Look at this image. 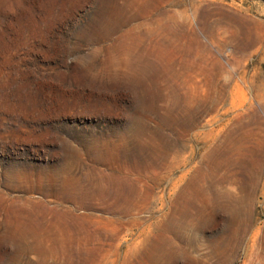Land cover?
Listing matches in <instances>:
<instances>
[{"label": "rangeland", "instance_id": "374dc122", "mask_svg": "<svg viewBox=\"0 0 264 264\" xmlns=\"http://www.w3.org/2000/svg\"><path fill=\"white\" fill-rule=\"evenodd\" d=\"M48 210L50 264H264V0H0V224Z\"/></svg>", "mask_w": 264, "mask_h": 264}, {"label": "bare ground", "instance_id": "6f19581e", "mask_svg": "<svg viewBox=\"0 0 264 264\" xmlns=\"http://www.w3.org/2000/svg\"><path fill=\"white\" fill-rule=\"evenodd\" d=\"M128 1V0H127ZM130 1V0H129ZM133 3L137 0H131ZM126 3V2H125ZM129 5V4H127ZM130 5L131 4L130 2ZM125 7V6H124ZM129 7V6H128ZM119 8V7H118ZM113 13V12H112ZM123 13V12H122ZM135 14V13H134ZM115 17V16H114ZM131 19V18H130ZM137 19V18H136ZM129 20V19H127ZM133 20V19H132ZM112 21V20H111ZM115 22V21H113ZM113 25V24H112ZM125 25V24H124ZM117 27V26H116ZM111 28V27H109ZM115 32V31H114ZM130 36V35H129ZM123 36H121L122 39ZM128 37V36H127ZM121 43V40H120ZM118 45V43H117ZM119 46V45H118ZM114 62V61H113ZM114 70V69H113ZM116 70V69H115ZM129 70V69H128ZM136 70V69H135ZM140 70V69H139ZM152 98V97H151ZM153 99V98H152ZM166 100V99H165ZM148 101V100H147ZM151 101V100H150ZM173 103V102H172ZM171 103V104H172ZM150 105V104H149ZM175 106V105H174ZM169 110V109H168ZM150 114V113H149ZM70 153V152H69ZM70 155V154H69ZM81 155V154H80ZM75 159V158H74ZM69 161V160H68ZM67 161V162H68ZM81 161V160H80ZM74 162V161H73ZM72 165V164H71ZM77 165V163H76ZM69 167V166H68ZM67 167V171H68ZM98 169V168H97ZM104 169V168H103ZM63 174H66V170H62ZM69 172V171H68ZM74 177V176H72ZM71 177H62L60 182L63 185L66 184V179H69ZM43 179V178H42ZM38 180V184L42 182L41 180ZM58 180V183H60ZM73 180V178L71 179ZM75 180V177H74ZM57 181V179H51L50 182L53 183ZM68 181V180H67ZM50 183V184H51ZM57 183V182H56ZM71 184V183H70ZM69 184V185H70ZM73 184V183H72ZM75 185V184H74ZM59 186V185H58ZM73 186V185H72ZM68 187V186H67ZM93 187V186H92ZM63 188V187H62ZM71 188V187H70ZM81 188V187H80ZM79 188V189H80ZM72 189V188H71ZM75 189V188H73ZM77 190L75 189V193L77 194V197H80L77 199V201L81 202L84 197H88L90 195V191L83 190ZM67 192V190H65ZM73 191V190H72ZM71 191V192H72ZM89 192V193H88ZM93 193V192H92ZM91 193V194H92ZM63 193L58 190L57 195H62ZM93 195V194H92ZM100 196V195H99ZM86 197V198H87ZM70 198V197H69ZM94 198V197H93ZM72 202V201H71ZM74 202V200H73ZM78 202V203H79ZM75 204V203H74ZM77 204V203H76ZM82 204V203H80ZM95 206V205H94ZM101 206V205H100ZM67 211V210H66ZM61 212L58 213L53 210H48L47 214L52 217L54 220L52 224H44L42 222L43 218H40L39 221L34 218L33 215H28L24 212H19L14 216V222L11 223L10 226L8 225H1L0 224V245L2 247H9L11 248V251L14 255H21L24 253L29 252H36L40 253V255H44V261L40 264H50L47 262V259H53L54 257H64L67 260H71L68 258V253H71L72 251H82L87 252L89 251L88 246L86 244H82L83 242H90V239L87 236V233L85 232L84 228L82 227L83 223V217H77L76 215H72L70 212ZM73 211V210H72ZM85 216V215H84ZM72 218L75 220L82 221L78 225V231L76 234H71L69 229L66 227L65 224H61V220L64 218ZM87 219V218H86ZM89 219V217H88ZM94 222V221H93ZM80 234H83L81 238H79ZM78 236V238H77ZM239 236V235H238ZM29 241V244L24 245L22 242ZM235 241V240H234ZM254 243V242H253ZM231 247V246H230ZM227 249V248H226ZM6 250V249H5ZM29 251V252H28ZM26 253V254H27ZM40 257V256H39ZM57 260V259H56ZM56 262H52L51 264H54ZM68 263V261H67Z\"/></svg>", "mask_w": 264, "mask_h": 264}]
</instances>
